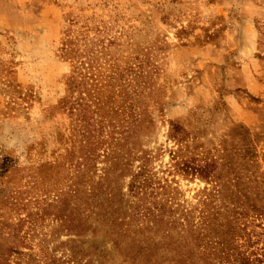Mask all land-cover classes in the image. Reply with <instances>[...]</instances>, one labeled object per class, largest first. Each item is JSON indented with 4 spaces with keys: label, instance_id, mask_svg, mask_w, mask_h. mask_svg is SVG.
<instances>
[{
    "label": "rangeland",
    "instance_id": "374dc122",
    "mask_svg": "<svg viewBox=\"0 0 264 264\" xmlns=\"http://www.w3.org/2000/svg\"><path fill=\"white\" fill-rule=\"evenodd\" d=\"M0 264H264V0H0Z\"/></svg>",
    "mask_w": 264,
    "mask_h": 264
}]
</instances>
